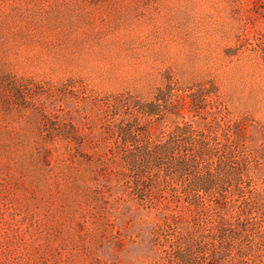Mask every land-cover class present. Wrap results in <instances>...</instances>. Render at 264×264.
<instances>
[{"label":"rangeland","instance_id":"374dc122","mask_svg":"<svg viewBox=\"0 0 264 264\" xmlns=\"http://www.w3.org/2000/svg\"><path fill=\"white\" fill-rule=\"evenodd\" d=\"M125 123L210 132L211 264H264V0H0V264H177L156 231L194 211L155 168L140 203Z\"/></svg>","mask_w":264,"mask_h":264},{"label":"trees","instance_id":"16d2710c","mask_svg":"<svg viewBox=\"0 0 264 264\" xmlns=\"http://www.w3.org/2000/svg\"><path fill=\"white\" fill-rule=\"evenodd\" d=\"M150 113L154 112L150 111ZM134 126L131 123L119 124L116 129L126 153L125 157L132 165L131 175L134 177L132 190L137 193L140 203L152 204L158 199L153 195L154 182L151 169L155 168L164 172L162 178L164 187L161 188L158 197L166 198L164 192H170L169 198L177 204L176 206L184 202L187 208L192 207L194 211L191 222L194 227L192 232H182L175 224L176 216L170 215L172 222L165 221L156 231L160 236L156 239L160 248L177 264H190L195 258L211 264L213 258L220 255L219 234L210 228L201 230L199 212L203 205L204 192L215 184L214 178L208 180V176L213 177V174L206 171L204 164L205 155L211 148L209 142L213 136L203 128L185 123L181 126L176 125L168 131L163 141L152 144L147 141L141 143L139 133L134 130ZM138 160H142L141 163L144 164L137 165ZM225 162L231 172L242 178L243 169L234 156L227 154ZM190 174L192 177L187 178ZM174 180L179 183V188L171 186ZM194 232L197 236L193 239L191 233ZM233 234L232 231L230 236L233 237ZM166 243H169L168 247L163 248Z\"/></svg>","mask_w":264,"mask_h":264}]
</instances>
